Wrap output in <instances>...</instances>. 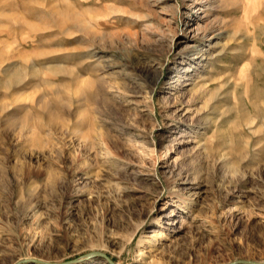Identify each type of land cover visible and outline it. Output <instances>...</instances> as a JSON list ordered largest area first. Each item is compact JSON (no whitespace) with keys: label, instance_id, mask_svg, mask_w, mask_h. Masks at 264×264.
I'll return each instance as SVG.
<instances>
[{"label":"rangeland","instance_id":"rangeland-1","mask_svg":"<svg viewBox=\"0 0 264 264\" xmlns=\"http://www.w3.org/2000/svg\"><path fill=\"white\" fill-rule=\"evenodd\" d=\"M0 264H264V0H0Z\"/></svg>","mask_w":264,"mask_h":264},{"label":"bare ground","instance_id":"bare-ground-1","mask_svg":"<svg viewBox=\"0 0 264 264\" xmlns=\"http://www.w3.org/2000/svg\"><path fill=\"white\" fill-rule=\"evenodd\" d=\"M193 48H194V47H193ZM192 51H196V52H194V53H196V54L199 53V51L197 52V49H196V48H195V49H191V51H190L191 54H188V53H187V54L185 55V57H184L186 60H196V59H198V56H197V55H196V56H192V54H193Z\"/></svg>","mask_w":264,"mask_h":264}]
</instances>
